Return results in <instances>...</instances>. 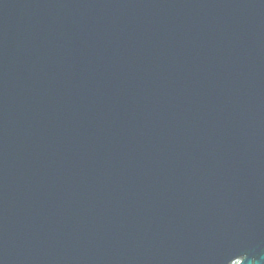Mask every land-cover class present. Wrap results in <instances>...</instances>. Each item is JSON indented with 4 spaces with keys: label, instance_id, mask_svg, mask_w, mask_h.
Returning a JSON list of instances; mask_svg holds the SVG:
<instances>
[{
    "label": "water",
    "instance_id": "obj_1",
    "mask_svg": "<svg viewBox=\"0 0 264 264\" xmlns=\"http://www.w3.org/2000/svg\"><path fill=\"white\" fill-rule=\"evenodd\" d=\"M0 264H264V0H0Z\"/></svg>",
    "mask_w": 264,
    "mask_h": 264
}]
</instances>
